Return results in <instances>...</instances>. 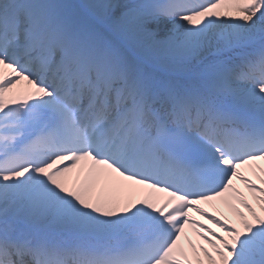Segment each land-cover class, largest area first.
I'll list each match as a JSON object with an SVG mask.
<instances>
[{"label": "snow or ice", "instance_id": "snow-or-ice-1", "mask_svg": "<svg viewBox=\"0 0 264 264\" xmlns=\"http://www.w3.org/2000/svg\"><path fill=\"white\" fill-rule=\"evenodd\" d=\"M0 264H264V0H0Z\"/></svg>", "mask_w": 264, "mask_h": 264}, {"label": "bare ground", "instance_id": "bare-ground-1", "mask_svg": "<svg viewBox=\"0 0 264 264\" xmlns=\"http://www.w3.org/2000/svg\"><path fill=\"white\" fill-rule=\"evenodd\" d=\"M209 211H211L210 209H208ZM193 215H195V214H193ZM197 219H200L199 217H196Z\"/></svg>", "mask_w": 264, "mask_h": 264}]
</instances>
